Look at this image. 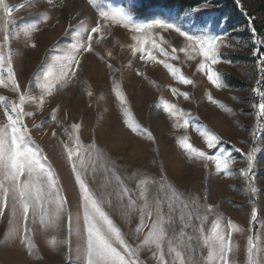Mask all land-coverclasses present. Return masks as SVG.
<instances>
[{"label": "snow or ice", "instance_id": "1", "mask_svg": "<svg viewBox=\"0 0 264 264\" xmlns=\"http://www.w3.org/2000/svg\"><path fill=\"white\" fill-rule=\"evenodd\" d=\"M95 12V20L90 25L79 19L69 23L66 32L72 42L60 48L59 54L33 73L26 88H22L14 68V38L23 35L31 40L38 31L37 24H31L17 30L15 10L24 4H11L9 0H0V88L9 89L15 98L0 95V218H7L11 226L5 234L6 240H18L29 254L36 248L35 225L46 235L59 234L67 230L70 237L73 231V216L66 208L67 199L56 170L44 150L33 139L32 128L43 127V122L29 128L26 118L34 117L36 111H42L45 102L58 90L68 87L77 79V69L81 67L84 54H94L101 61L113 59V51L106 49L103 54L96 45L103 44L112 35L114 26L127 30L131 43L128 44L131 56L138 55L146 64L151 62L162 65L172 78L185 85L194 82L188 78L176 64L182 53L186 60L197 61V70L204 73L207 80L220 89L225 86L223 74L216 69L221 61V47L225 45L226 34H215L207 29L185 27L187 18L194 17L201 8H191L175 14L160 13L150 19H136L124 8H105L103 0H87ZM243 6L241 0H236ZM47 4L56 7L55 0ZM31 6V4H29ZM41 15V22L50 20L47 12ZM81 15V14H78ZM255 40L253 55L257 57L259 78L252 89L258 103L256 108V128H264V37L256 38V29H251ZM174 36L175 39H166ZM175 45V46H173ZM32 47H36L34 41ZM231 46V45H227ZM129 60L127 66L131 67ZM113 72L119 71L109 62ZM139 75L144 73L139 72ZM113 92L119 102L120 111L126 126L137 135L154 140L152 133L134 118L128 99L121 85L113 77ZM33 88L38 95L33 94ZM91 97V87L85 88ZM173 96L189 98L188 92L171 88ZM207 99L231 112L221 101L208 92ZM35 105V110L28 106ZM157 107L162 109L174 121V127L183 128L185 135L178 138V145L189 159L215 165V171L231 175L233 159L231 153L221 148L215 155L195 147L186 134L191 126V113L177 103L161 98ZM59 105L51 110L50 116L57 125L62 126L66 140H61L63 153L71 165L75 183L79 188V211L76 222L80 242L76 252L82 264H146L141 259L142 250L147 249L156 264H238L235 259L238 245L233 240V232L241 231L231 219L224 222L223 214L217 207L207 203V193L203 197L185 194L178 190L161 174L155 177L143 176L133 172L121 174L116 162L93 139L84 143L80 136V123L63 126L57 120ZM208 149H216L222 138L206 127L196 126ZM51 135L57 136L52 130ZM253 139L256 138L255 131ZM240 152L241 149H235ZM258 148L254 145L245 157L247 167L241 169L243 176L251 185L254 180V160ZM89 176L97 183L92 188ZM127 181H135V187H129ZM253 193L255 187L251 188ZM115 201V203H114ZM106 209L117 210L128 225L125 232ZM138 215L133 226L132 217ZM257 219V209H251V222ZM49 243L53 247L69 244L70 240L57 239L52 235ZM247 264H264V244L259 237L251 234L247 237ZM70 259V257H69Z\"/></svg>", "mask_w": 264, "mask_h": 264}, {"label": "rangeland", "instance_id": "2", "mask_svg": "<svg viewBox=\"0 0 264 264\" xmlns=\"http://www.w3.org/2000/svg\"><path fill=\"white\" fill-rule=\"evenodd\" d=\"M140 1L103 0V3L106 9L124 8L133 14L134 18L141 20L150 19L160 13L178 12L157 7L143 16L136 11ZM9 2L25 5L13 13L17 30L31 24H37L39 28L33 33L31 40L21 35L14 38L12 43L14 68L22 88L28 86L38 68L49 62L53 55L59 54L60 48L72 42L71 35L66 32L69 23L75 24L79 19H84L92 25L95 20V12L87 0H55L56 7L48 5L47 0ZM241 5L243 12L251 14L254 19L263 18L264 0H241ZM197 7L202 11L187 18L190 23H185L186 28L207 29L215 34H226V43L220 49L223 54L221 61L215 66L223 74L225 86L220 89L213 86L204 73L197 70V61L186 60L182 53H178V61L170 62L180 67L194 83L185 85L178 82L162 65L151 62L146 64L139 60L138 55L132 57L128 48V44L132 42L130 34H127V30L114 26L112 35L108 36L103 44L96 45V50L102 54L106 49H111L114 58L106 62L94 54H84L81 57V67L77 69V79L48 98L42 111H36L34 117L26 118L29 128H32L34 123L43 122V127L32 128L33 139L44 150L57 172L63 195L68 202L66 208L73 216L72 234L69 237L65 229L59 234L46 235L37 224L34 226L36 248L29 254L18 240H6L5 234L11 226L7 218H0V264H82L76 252L80 242L76 215L82 211L79 207V188L60 144V141L66 140L67 137L63 134L62 126L57 125L50 116L51 110L58 105L57 120L61 121L63 126L80 123L81 140L87 144L94 139L116 162L121 174L130 175L137 172L157 179L164 174L185 194L203 197L204 193H207V203L217 207L223 214L224 222L231 219L241 229L233 232V240L238 245L235 256L238 264H247L249 235L255 234L260 243L264 244V128H256L254 105L258 103V97L252 89L256 86L259 73L257 57L253 55L255 40L252 27L249 23L243 24L232 13L221 12L223 6L220 4L210 2ZM45 11L50 20L41 22L40 14ZM261 37H264V33L256 34L257 39ZM166 39L174 40L175 37L166 35ZM32 41L36 47L31 46ZM129 60L132 61L131 67L127 66ZM109 62L119 71L110 70ZM137 70L144 75H139ZM113 77L121 85L134 118L152 133L154 140L137 135L124 123L119 102L113 92ZM88 86L93 92L91 97L85 91ZM172 87L180 89L181 92H188L189 98L185 99L182 95L173 96ZM208 92L232 111L229 112L209 101ZM33 94L38 95V90L33 88ZM0 95L15 98L10 88H0ZM161 98L177 103L191 113L192 123L186 134L195 147L212 155L218 153L221 148L231 153V175L217 173L211 161L205 166V162L187 157L177 142L179 137L185 135V130L174 127V121L157 107ZM35 107L28 106L29 110H35ZM196 126L206 127L222 138L216 149L207 148L203 137L196 131ZM52 130L57 132L56 137L51 135ZM254 131L255 139L252 135ZM254 145L258 151L254 160V180L250 185L248 178L243 176L240 170L247 167L244 154ZM235 149L241 151L237 152ZM89 183L92 188H97L98 182H93L90 176ZM126 183L129 187H135V181L126 180ZM252 187H255V193L251 191ZM253 207L257 209L255 222H251ZM106 210L127 232L128 225L120 212ZM137 222L138 215L134 214L133 226ZM52 235H56L58 240H70V245L51 246L49 240ZM141 259L145 260L146 264H156L147 249L142 250Z\"/></svg>", "mask_w": 264, "mask_h": 264}, {"label": "trees", "instance_id": "3", "mask_svg": "<svg viewBox=\"0 0 264 264\" xmlns=\"http://www.w3.org/2000/svg\"><path fill=\"white\" fill-rule=\"evenodd\" d=\"M210 2L222 5L221 12L234 14L243 24L249 23L252 28L256 29V34L264 33V6L262 9L263 18L257 20L251 14L241 11L235 0H141L140 5L136 7V11L143 16L149 14L152 8L157 7L181 12Z\"/></svg>", "mask_w": 264, "mask_h": 264}]
</instances>
